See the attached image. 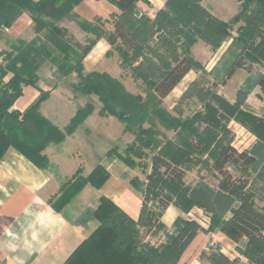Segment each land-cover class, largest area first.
I'll return each mask as SVG.
<instances>
[{"label": "trees", "instance_id": "1", "mask_svg": "<svg viewBox=\"0 0 264 264\" xmlns=\"http://www.w3.org/2000/svg\"><path fill=\"white\" fill-rule=\"evenodd\" d=\"M81 1L0 0V32L9 28L20 14L27 13L32 21L34 33L30 41L18 40L9 51L0 52L2 56V62H0V161L11 147L36 167L48 169L49 161L42 154L44 148L49 144H60L92 113L90 104L78 108L69 125L62 130L39 112L41 100L24 114L12 108L15 101L22 95L24 86L38 89L42 94L41 99L48 97V92H43L37 85V71L44 62L55 66L58 76L62 79L74 73L80 79L75 87L82 94H96L102 105L98 112L101 117L113 115L122 122H126L118 110L125 105L118 81H114L105 72L84 73L83 61L96 42L102 38L109 44L119 43L122 49L121 54L125 56L141 48V41L137 34L147 33L151 37L152 33L137 27L138 25L144 27L142 23L144 20L142 22H140L141 19L135 20L134 28L137 27L135 33L122 20L124 18L128 21L130 14H136V2L139 0H107L120 12V15L113 19L111 31L104 29L105 21L100 18H95L92 22L78 18L73 12V7ZM200 1L167 0L165 9L159 11L157 17L161 16L160 21L168 27L170 25L168 20L173 16L176 19L188 18V21L193 24V30L189 32V35L194 36L191 42H195L197 40L195 37H198L210 44L212 50L228 38L233 42L239 40L246 43L250 55L264 64V32L260 30V26L264 25V0H238L239 11L228 22L213 17L200 6ZM169 12L173 13V16ZM66 18L92 35L85 41L82 48L76 47L66 30L58 25V22ZM241 21L245 23L244 28L241 27V33L238 36H232L230 28ZM196 65L189 56L182 55L173 65L164 69L161 78L151 84L155 96L152 104L154 112ZM139 69L142 74L147 75L146 71ZM233 71L232 67L226 78L231 77ZM260 83L264 86V79ZM113 89L118 90V93H110ZM209 98L226 120H237L246 125L253 120L242 112L240 102L229 101L214 90L209 92ZM137 108L145 111L146 105L135 100L134 109ZM168 119L171 120V118ZM164 122L168 123L166 120ZM172 122L179 124L173 127L176 132H179L177 133L178 143L170 142L167 146L170 151L166 155L157 154L153 157L148 177L151 183L165 182L173 186L178 190V194L184 195L181 201H186L189 199H187L185 170L193 162H200L203 157L201 155L207 147L203 138L218 139L214 136L213 129L203 134L198 132L194 121L189 123L176 118L172 119ZM263 137L259 138L260 141L257 144L260 149H264ZM138 143L141 144V142ZM137 151L139 150L132 147L127 148L128 154L134 153L138 156ZM197 155H200V158L195 157ZM208 158L211 160L210 169L215 181L214 186L228 201V205L214 216L211 228H203L179 219L166 247L157 249L144 240L140 231V228L144 227L150 234L153 229L157 230L162 226L159 219L168 208L169 202L160 196L156 189L147 188L146 192L150 191V200L157 202L159 210L147 209L145 207L147 199L144 197L139 220L133 219L120 205L102 196L97 200L94 208H86L80 216L72 220V223L78 226H86L90 221H95L97 226L62 264H180L188 248L193 246L197 235L209 234L214 228L235 244L245 240L241 255L246 259L247 264H264V209L254 204L253 194L249 189L251 168L256 163L257 156L245 150L239 152L230 142L218 140L215 152L208 155ZM120 160L126 163L123 158ZM126 164L132 166L133 162L129 160ZM109 177V171L101 164L95 165L85 177L81 176L78 170L61 188L60 197L48 199L47 203L56 212L64 215V206L86 185L100 189ZM130 184L136 191L142 192L135 182L130 181ZM161 186L159 188L161 193L163 190L167 191L166 185ZM181 205L178 204V207L182 209ZM226 211H229V215L222 218ZM207 260L211 264H240L237 260H229L220 251L212 252Z\"/></svg>", "mask_w": 264, "mask_h": 264}, {"label": "rangeland", "instance_id": "2", "mask_svg": "<svg viewBox=\"0 0 264 264\" xmlns=\"http://www.w3.org/2000/svg\"><path fill=\"white\" fill-rule=\"evenodd\" d=\"M159 11L162 10H154L151 13L152 17L146 14L148 11L140 10L139 14H130L128 21L122 18L134 33L137 31V27L152 33L151 37L147 33L137 34L141 41L139 50L123 56L121 46L116 42L108 44L106 53H100L96 57L91 53L92 56L86 61L87 65L90 62L93 63V66L88 65L89 67L84 68V73L105 72L120 84L123 104L125 105H122L123 107L118 108V110L126 122H122L113 115L101 117L98 113L102 106L99 97L94 93L82 94L75 87L80 79L74 73L62 79L58 76L57 71L51 70V67L47 76L44 75L40 83L46 89L57 88L55 98L73 101V104L63 108L65 111L63 110L60 114L61 119L67 120L65 127L69 125L78 108H82L86 104L92 105V113L86 118L90 121L78 132V134H82L79 139L88 141L89 149H83L82 157L78 153L75 155V158L80 156L77 166L74 170L68 171L69 175L65 178L62 177L57 186L53 185L46 192L47 199L59 198L61 188L73 178L78 170L80 175L85 177L95 165L101 164L106 169L108 168L112 176L109 184L116 180V184L112 185L113 190L108 191V193H115L119 203L130 211L133 219L139 220L144 197L147 199L145 206L147 209L157 210L159 208L156 201L150 200V191L146 192L147 188L156 189V192L169 202L168 208L170 207V209L165 211L159 219V223L162 224L161 227L157 230L153 229L150 234L145 231L144 227L140 228L142 237L146 242L157 249H164L175 231L177 220L182 219L200 227L211 228L214 216L225 205H228L225 196L219 193L214 186L215 181L210 169L211 160L208 158V155L210 156L215 152L218 140L230 142L239 152L245 150L257 156V161L251 168L249 189L253 194L254 204L258 208L264 209V149L257 147L259 138L264 136V86L260 83L264 79V64L253 58L247 50V44L239 40L233 42L232 39L228 38L213 50L210 44L198 37H195L197 39L195 42H191V38L194 36L189 35V32L193 30V24L188 21V18L176 19L173 13L169 12L173 17L167 19L170 21L168 27L164 26L163 21H160L161 16L157 17ZM140 19V22L144 20L142 22L144 27L138 25L134 28L135 20ZM138 24L140 23L138 22ZM244 24V21H241L233 25L230 28L232 36H238L241 33V27L244 28ZM61 25L66 27L69 37L76 44V47L82 48L86 36L78 29L79 26L75 22L67 20L62 21ZM263 26H260V30L264 32ZM107 27L111 29L112 25H107ZM31 35H34L32 31L28 32L25 38ZM3 38L0 40L2 49H4L3 45H5L6 39ZM182 55L189 56L197 65L181 80L154 112L152 104L155 101V96L151 84L158 81L164 73V69L173 65ZM138 67L142 71H146L147 75L142 74ZM232 67L234 68L233 74L226 78ZM211 90L229 101L240 102L242 112L252 117L253 120H250V123L248 122L246 125L237 122V120L223 118L210 101L209 92ZM110 93L116 94L118 90L113 89ZM135 100L146 105L145 111H140L138 108L134 109ZM38 110L41 113L40 108ZM176 118L189 123L194 121L197 131L201 134L213 129L214 136L218 139L203 138L202 140L207 143V147L201 155L203 157H201L200 162H193L185 170L187 199H189L186 201H181L184 195L178 194V190L173 186L165 182L151 183L148 177L153 157L157 154L166 155L170 151L167 147L170 142L178 143L179 132H176L173 127L179 124L172 122V119L175 120ZM100 128L103 130V134L108 132L107 137L103 136L102 139L99 135ZM101 143L103 149L99 148ZM47 146L42 154L47 157L50 164L49 168L54 170L57 167L44 153ZM128 147L139 150L137 151L139 155L128 154ZM120 158H123L126 163L131 160L133 165L128 166ZM130 181L135 182L138 188L142 189V192L136 191ZM161 185L168 187L167 191H162L163 194L159 191ZM119 187L121 189L116 190ZM81 191L64 206V213L68 214L69 206L74 200L75 207L79 206L80 198L77 196ZM178 204H182V209L178 207ZM175 210L178 212L177 215L174 213ZM228 215L229 211H226L222 218H226ZM223 236L218 229L214 228L211 232V240L207 243H199L195 247L191 246L187 257H183V260L185 259L184 264L191 262L193 264H211L207 257H210L212 252H221V248L229 260H237L240 264H247L246 259L241 255L245 243H239L238 246L234 247L233 243ZM219 238H222V241ZM202 247L204 248L201 249Z\"/></svg>", "mask_w": 264, "mask_h": 264}, {"label": "crops", "instance_id": "3", "mask_svg": "<svg viewBox=\"0 0 264 264\" xmlns=\"http://www.w3.org/2000/svg\"><path fill=\"white\" fill-rule=\"evenodd\" d=\"M166 1L139 0L136 2V13H140V10L148 11L146 14L152 17L151 13L154 10L165 9ZM199 4L213 17L224 22H228L237 13L239 7L238 0H201ZM73 12L78 18L86 22H92L95 18L104 20V29L106 31L112 30V28L107 27V25H112L113 20H111V17L114 19L120 15L119 10L107 0H82L73 7ZM65 20L72 21L69 19L62 21ZM61 22H58V25L65 29L67 35H69L66 27L61 25ZM78 29L86 36H84L85 41L92 36L80 27ZM30 31H32V21L29 15L27 13L20 14L9 28L0 32V40L3 37L6 38L5 45H3L4 49L0 47V52L9 51L18 40L30 41L33 35L25 38ZM108 44L103 38L96 42L92 51L84 58L83 65L85 69L93 66V63L91 64L90 62L88 63L89 66L86 64V61L92 56L91 53L95 57L100 53H106ZM0 62H2L1 55ZM50 68L53 72L57 71L56 67L49 62L42 63L37 71L38 88L43 92H48V97L41 99L42 94L38 89L24 86L22 95L15 101L12 108L24 114L41 100L39 108L43 116L63 130L67 120L61 119L60 114L63 110L65 111L63 108L71 106L73 101L57 99L54 96L57 88L51 90L42 86L40 81L42 82L44 75L47 76ZM89 121L90 119H86L72 135L66 136L60 144H49L47 146L44 153L49 157L51 163L57 167L54 170L52 168L40 169L36 167L11 147L1 159L0 264H62L79 243L97 226L95 221L88 222L86 226H78L73 224L72 220L80 216L86 208H94L97 200L102 196L120 205L133 218L130 211L119 203L115 193H108V191L113 190L112 185L116 184V180L109 184L112 179L111 174L108 181L100 189L86 186L77 196V198H80L79 206L75 207L76 205L73 204L75 200L72 201V208L70 205L68 214L64 213L63 215L56 212L47 203L46 192L53 185L57 186L62 177L65 178L69 175L68 171L74 170L80 160V156L82 157L83 149H89L88 141L79 139L82 134H78L80 129L85 127ZM100 131L99 135L102 139L103 136H108V132L103 134V130L101 129ZM99 148L103 149L102 143ZM77 153L80 154L79 158H75ZM119 189L121 187L116 190ZM169 209L170 207L166 211ZM174 213L178 214L176 210ZM223 237L226 238L225 236ZM219 239L222 241V238ZM226 239L230 241L228 238ZM209 240H211V233L198 234L192 245L195 247L199 243H207ZM240 243H245V240ZM238 244L233 243L234 247L238 246ZM189 249H191V246L184 254V258L187 257ZM221 253L224 254L222 248ZM184 263L185 259L182 260V264Z\"/></svg>", "mask_w": 264, "mask_h": 264}]
</instances>
